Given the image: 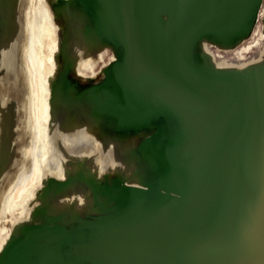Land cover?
<instances>
[{"label": "bare ground", "instance_id": "6f19581e", "mask_svg": "<svg viewBox=\"0 0 264 264\" xmlns=\"http://www.w3.org/2000/svg\"><path fill=\"white\" fill-rule=\"evenodd\" d=\"M262 3L0 0V219L14 205L26 214L0 249V264H264V56L234 71L204 50L212 37L218 46L241 40ZM188 21L192 42L180 39ZM102 40L118 57L104 76L117 99L62 121L66 91L77 90L68 75L79 78L94 43L101 55ZM176 124L188 132L168 143ZM149 127L156 145L168 143L161 153L138 151ZM20 142L26 153L11 155ZM110 175L119 183L105 195ZM139 181L152 183L140 197L147 212L135 202L115 210L126 196L120 184ZM170 186L178 198L158 203L157 189ZM51 222L66 227L29 228Z\"/></svg>", "mask_w": 264, "mask_h": 264}, {"label": "rangeland", "instance_id": "374dc122", "mask_svg": "<svg viewBox=\"0 0 264 264\" xmlns=\"http://www.w3.org/2000/svg\"><path fill=\"white\" fill-rule=\"evenodd\" d=\"M64 1H67V0H64ZM261 2H264V0H262V1L259 0V3H261ZM50 4L47 3V5L49 7H51ZM29 14H31V13H29ZM188 16H191V15H188ZM27 17L29 19V25H31V28L34 30L35 29V22L33 20L31 21V18L28 15H27ZM191 20H192V18H191ZM192 27H193L192 21H188L186 27H184V29H183V32H182L183 34L181 33V35H180L181 40H183V41L188 40L191 42L195 41V39H192L194 36V34L191 33ZM55 30H56V27H55ZM56 33H57L56 37L60 38V36H61L60 28H57ZM211 36H212V34H211ZM215 38L216 37H212L211 41H208L205 43L204 50L206 51V53L209 56H211L213 63L216 66L237 71L240 68H243L245 66H253V65L259 64V62L262 60V57L264 56V3L260 4L258 7V13L256 16V20L254 21L252 28L249 31V33L247 35H245L237 43L231 42L230 41L231 39H229V41H227V42L222 41V46H218V45H216V43H214ZM98 40L100 41V39H98ZM102 43L104 46H103V49L101 51L100 56H98L100 54L99 53L100 42L93 44V48H94V49L92 48L93 53H92L91 57L89 58L87 65H85L82 68V70L79 74V78H75L73 74L68 75V80L72 81V83L76 86L77 90L73 91V93H71L70 91H69L70 93H68L66 91L65 98L63 99L64 102L62 101L63 106L60 105V107H59L60 111H58V114H57L59 118L63 116V118H60L62 121L66 122L67 115H69L71 113H75L74 115H78L80 113V111L88 105L89 106H97L98 105L99 107L105 106L106 104L100 106V103L98 101L103 102V100L106 99V96L110 97V95H111V96H113V99H117V92H116L117 88L112 87L113 84L111 85V81H109L111 79V77L110 76L104 77V76H106V72H107V74L110 73L112 67L117 64L118 57L112 48V44H113L112 41L109 43V42L102 40L101 44ZM27 64H28V66L26 65V69H25L26 74H28V76L30 74V76H31L30 61H28ZM192 68H195V67H192ZM203 71H204L203 66H196V72L197 73H203ZM107 78H109V80ZM103 79H105V81H103ZM29 85H31V84H29ZM31 90H33V89L31 88ZM3 92L6 93L7 95L11 94L9 89L6 87L4 88ZM21 97L24 98V101H27V97L25 95H22ZM11 99L12 98H8L9 101H11ZM8 100H6V102H8ZM68 102H70V103H68ZM62 112H63V115L61 114ZM65 113H67V115ZM10 114H12V113H10ZM15 114H14L15 118L18 121V123L20 124L21 123L20 117H19L20 112L17 111V113H15ZM64 115H66V117ZM58 127L60 129L62 127V124L60 126V123H58L56 126L57 130H59ZM187 132H188V130L186 128H184L182 124H180V125L176 124L175 130L172 132L173 137L168 141V143L172 140H175V137H177L179 134L181 135V137L185 136L187 134ZM145 133H146L145 137L141 138L140 141L138 142V146H139L138 151H144V150L150 151L151 150L154 154H156V153H161L163 151V149L168 145V143H165L162 146L160 144H158V145L155 144V142L157 141L156 132H154L151 129V127H149V129ZM21 134L23 135V133H21ZM27 138H28V136H25V137L21 136V139L23 141L27 140ZM58 143L60 144L61 141L59 140ZM11 144H13V143L11 142ZM23 144H24V142H20L18 145L16 143V147H15L16 149L15 148L13 149V152L11 153V155H13L14 150L22 149ZM84 144H85V142H84ZM24 149L25 148L20 150L19 153H16V151H15V156L16 155L22 156L24 153H26V151ZM172 157H173V155L169 156L168 159H170ZM169 171H170V169H169ZM169 171L162 178L165 179V178L170 177ZM8 172H9V170H8ZM8 172H7V174H8ZM41 178H42L41 176L36 178L31 185V189L35 193L39 192L41 189ZM63 180H65V179H61L60 180L61 182L59 181L57 183V185L61 186L63 184V182H62ZM159 180H161L160 176H154L152 178L151 182L158 183ZM108 181H115V182L110 183L108 185V187L104 186L103 187L104 189L102 188V193H104L105 195H110L111 194L110 188H112L118 182V180H116V177L114 175L109 176V179L107 180L106 184H108ZM151 182L139 181V182H135L133 184V186H131L129 184L121 183L119 186V189H120V187H122V189H120V191L122 193L126 194V196L122 197L120 195L119 197L116 198L117 201H116V206H114V209L117 211L121 210V212H125L126 209H128L129 206L131 205L130 203L135 202V206H137L136 209L139 212L144 213L146 211V209L144 208V205H140V202H141L140 197H141V195H149L150 193H152V188H151L152 183ZM171 182L174 183V180H172ZM171 189H172L171 186L168 188H165V190L162 189L161 191L160 190L158 191V189H157V192H156L157 197L156 198H159L157 202L163 203L165 200L164 199L165 196L169 197L170 199L171 198H178L172 192ZM10 193L11 192H9L8 195H10ZM157 202L155 201L156 205H157ZM165 202H167V200H165ZM167 204H170V202L168 201ZM150 212L156 213L155 209H154V211L152 210V211H149L148 213H150ZM24 214H25V211H24L23 206L14 205L12 207V210L10 212H8V216L6 218L0 219V249L1 250L7 244L9 239L11 238L14 227L17 226L19 224V222H23V220L25 219L26 214L25 215ZM149 215H151V214H149ZM46 216H47V218L49 216H56L60 219V216H58V215H46ZM56 217H55V219H56ZM49 219H50V221L54 220V218H52V217H50ZM121 220L123 221V219H121ZM70 223L71 222H69L68 224L70 225ZM62 227H66V225L60 224L57 222L56 223L51 222L47 225H45L44 223H39V224H32L29 226L30 229H34V230H36V232H39V231L42 232V231L46 230V231H52V232H56V233L62 232L61 231ZM18 243H16V244H18ZM192 247L193 246H191L189 248V253L192 254L191 256L195 257L197 255V253H194V251H196V248L193 251Z\"/></svg>", "mask_w": 264, "mask_h": 264}, {"label": "water", "instance_id": "95a60500", "mask_svg": "<svg viewBox=\"0 0 264 264\" xmlns=\"http://www.w3.org/2000/svg\"><path fill=\"white\" fill-rule=\"evenodd\" d=\"M185 207L187 208V207H190V205H189V203L188 202H185ZM194 211H196V207L195 206H193V208H192Z\"/></svg>", "mask_w": 264, "mask_h": 264}]
</instances>
